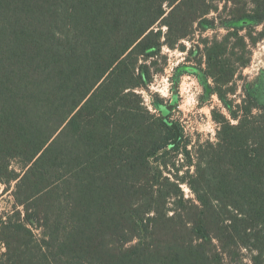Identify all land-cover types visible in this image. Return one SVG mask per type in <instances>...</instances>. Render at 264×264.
<instances>
[{
	"label": "trees",
	"instance_id": "trees-1",
	"mask_svg": "<svg viewBox=\"0 0 264 264\" xmlns=\"http://www.w3.org/2000/svg\"><path fill=\"white\" fill-rule=\"evenodd\" d=\"M219 1L0 0V182L19 178L23 207L2 221L0 264H226L243 250L264 264V104L248 93L234 109L220 87L240 59L231 38L249 63L264 0ZM212 12L235 28L204 73L237 123L223 116L217 141L190 150L138 90L149 59Z\"/></svg>",
	"mask_w": 264,
	"mask_h": 264
},
{
	"label": "rangeland",
	"instance_id": "rangeland-1",
	"mask_svg": "<svg viewBox=\"0 0 264 264\" xmlns=\"http://www.w3.org/2000/svg\"><path fill=\"white\" fill-rule=\"evenodd\" d=\"M218 4L221 10L225 1L220 0ZM228 7L233 14L235 4L230 1ZM219 15L220 12H212L209 15V18L215 20L214 26L196 24L195 33L182 40L179 46L174 48L164 46L160 56L151 57L148 64L151 65L152 78L146 89L138 90L142 94L144 105L152 113L163 112L169 116L180 137L190 142L188 145L190 150L194 149L195 144L217 141L219 121L223 116L232 123H237L219 96L217 91L219 85L204 73L208 68L206 52L212 41L222 40L225 35L234 32L235 23L230 21L222 24ZM254 29L256 33L253 35L258 41L253 43L251 38L247 40L248 44L250 43L247 49L251 50L247 65H240L245 50L236 44V39L231 38L230 49L234 50L237 45L235 52H238L237 57L240 59H237L238 62L235 64L237 72L233 81L220 87L228 102L233 103L234 109L239 105L243 106L248 93L256 95L259 103L264 104V23L256 25ZM240 33L246 35L249 30L246 28ZM178 158L181 160L184 158L182 151ZM11 168L23 175L22 164L19 161H12ZM18 181L19 178L6 183L0 182V256L6 251L2 237V221L16 210H23L15 199ZM183 187L187 197L194 196L186 184ZM32 227L36 237H39L40 230ZM226 264H253V261L250 252L243 250L234 260L227 257Z\"/></svg>",
	"mask_w": 264,
	"mask_h": 264
},
{
	"label": "water",
	"instance_id": "water-1",
	"mask_svg": "<svg viewBox=\"0 0 264 264\" xmlns=\"http://www.w3.org/2000/svg\"><path fill=\"white\" fill-rule=\"evenodd\" d=\"M179 139H180V134L178 132L177 138H176V140L172 144L174 145Z\"/></svg>",
	"mask_w": 264,
	"mask_h": 264
}]
</instances>
